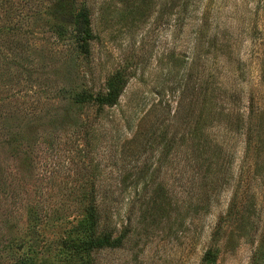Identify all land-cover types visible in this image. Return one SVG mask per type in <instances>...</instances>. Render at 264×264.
Instances as JSON below:
<instances>
[{
    "label": "rangeland",
    "instance_id": "obj_1",
    "mask_svg": "<svg viewBox=\"0 0 264 264\" xmlns=\"http://www.w3.org/2000/svg\"><path fill=\"white\" fill-rule=\"evenodd\" d=\"M51 1L0 0L26 48L2 28L21 85L0 96V264H66L91 204L127 233L93 264H264V0H76L87 53L53 35ZM118 70L115 106L74 103Z\"/></svg>",
    "mask_w": 264,
    "mask_h": 264
},
{
    "label": "trees",
    "instance_id": "obj_2",
    "mask_svg": "<svg viewBox=\"0 0 264 264\" xmlns=\"http://www.w3.org/2000/svg\"><path fill=\"white\" fill-rule=\"evenodd\" d=\"M75 2L76 0H52L42 11V14H47L54 20L51 32L58 40L63 41L66 38H72L77 49L81 53H87L89 43L93 39L89 13L87 10L76 11ZM187 2V0H183L184 10L187 8ZM2 28L4 29L3 32H1ZM19 29V22H13L5 17L0 18V32L4 41H7L10 47L18 49L22 54L18 58L23 59L26 48L17 42L16 35L23 34V31L20 32ZM5 56L0 53V96L2 93L13 92L15 88L21 85L20 71H14L11 64L5 63ZM13 58L16 60L17 56L14 55ZM19 65L23 66L22 63L18 62L16 66ZM127 83L128 79L124 73L118 70L107 78L105 92L93 94L88 90H81L74 94L73 101L75 104L81 105L94 104L98 109L111 108L118 103ZM2 103L3 101L0 99V121L3 120V109L5 108ZM248 114L251 115L252 112L250 111ZM245 147V152L249 153L251 149L249 139ZM86 211L85 216L76 224L71 235L64 240L65 247L72 253V256L67 258L66 264H93L91 256L93 252L119 248L127 235L126 231L114 236L110 230L99 229L97 205L91 204ZM260 250L261 248H258V252L254 255L256 262H261ZM33 260L34 257L20 255L13 264H30ZM203 260L206 264H215L217 255L212 249H208L203 255Z\"/></svg>",
    "mask_w": 264,
    "mask_h": 264
}]
</instances>
